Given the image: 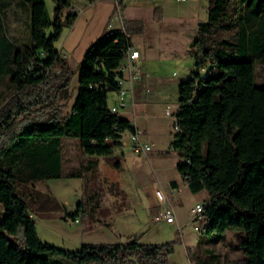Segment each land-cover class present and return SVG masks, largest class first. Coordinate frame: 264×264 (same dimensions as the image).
<instances>
[{
  "label": "trees",
  "instance_id": "trees-1",
  "mask_svg": "<svg viewBox=\"0 0 264 264\" xmlns=\"http://www.w3.org/2000/svg\"><path fill=\"white\" fill-rule=\"evenodd\" d=\"M20 3L28 5L27 44L7 40L0 16V83L17 76L21 81L13 108L0 109V264H167L168 245L132 239L67 252L39 240L19 187L61 178L63 138L78 139L83 155L95 159L85 166L91 168L121 147L125 133L135 132L108 106L109 95L119 89L118 68L132 46L124 26L89 47L79 67L76 99L62 117L57 102L72 71L55 43L78 14L69 12L70 0H52L53 20L43 0ZM196 34L194 72L177 87L171 143L183 159L177 171L191 194H208L199 233L243 232V263L264 264V88L254 83L255 66H264V0H208L207 20L197 25ZM207 67L215 73L203 79L200 72ZM32 107L51 111L15 130L16 120ZM110 164L120 168L118 160ZM83 213L79 204L68 217L75 221Z\"/></svg>",
  "mask_w": 264,
  "mask_h": 264
},
{
  "label": "rangeland",
  "instance_id": "rangeland-1",
  "mask_svg": "<svg viewBox=\"0 0 264 264\" xmlns=\"http://www.w3.org/2000/svg\"><path fill=\"white\" fill-rule=\"evenodd\" d=\"M43 1L53 20L52 0ZM72 2L71 6L76 7V0ZM112 3V0H95L91 7L96 5L97 9L93 10L100 12L99 16L106 12L105 8L98 10L99 5ZM207 8L208 0H185L183 3L175 0H123L120 12L113 10L111 27L122 29L120 21H123L128 29L131 48L141 56L135 66L140 74L133 89V108L120 111L118 116L124 117L132 109L140 123V137L151 150L146 156L135 154L128 141L129 134L125 133L121 147L114 149L110 157L101 158L110 169L103 177L96 172V162L91 168L85 167L87 162L95 159L86 156L83 159L78 139L63 138L61 154L65 167L62 165L61 178L35 181L19 187V194L29 206L42 243L74 252L84 244L116 245L136 239L142 245H168L171 253L167 256V264H244L240 247L245 239L243 232L199 233L198 228L204 225V221L196 222L191 211L197 205L202 207L208 194L205 191L191 194L187 190L177 171L183 159L179 151L171 148L178 109L177 87L190 79L194 72L196 29L199 23L206 22ZM78 13L81 16L85 9ZM74 29L73 26H64L55 43V49L72 71L69 86L57 102L56 112L62 117L70 112L76 99L79 66L89 41H94L99 35L96 32L89 36V29L83 32L80 25L74 35ZM107 31L112 29L105 33ZM214 73L207 67L200 75L205 79ZM146 75L150 80V93H146L142 86ZM20 83L18 76L0 83V109L12 103L14 95L21 89ZM254 83L258 88H264V66H255ZM115 99L114 94L109 95L108 106H112ZM125 100L129 102L130 98ZM12 108L13 104L7 109ZM50 111L51 108H30L26 115L16 120L15 130L27 122L31 123V119L46 117ZM2 143L0 139V147ZM116 160L121 166L119 169L110 164ZM172 183L178 185V191L171 195ZM262 185L264 187V182ZM154 192L163 193L171 202L174 225L154 221L158 215L152 203L156 202ZM79 204L83 206L84 213L75 223L68 214ZM156 206L161 205L156 203ZM3 216L0 204V219ZM13 242L10 239V243Z\"/></svg>",
  "mask_w": 264,
  "mask_h": 264
},
{
  "label": "crops",
  "instance_id": "crops-1",
  "mask_svg": "<svg viewBox=\"0 0 264 264\" xmlns=\"http://www.w3.org/2000/svg\"><path fill=\"white\" fill-rule=\"evenodd\" d=\"M20 1H22V0H0V10H1L0 16H1L2 24H3L2 30H3V33L5 34V37L7 38V40H9L14 45L27 44L28 39H29L28 5L26 3L22 4V3H20ZM94 2H95V0H76V2L74 3L79 11H81V10L84 11V9H85V13L81 14V16L78 13L77 19L73 23V28H75V29H74L72 34L75 35L74 32H76L75 30L79 27V25H80V27L83 28V32H86V30L89 29V32H90L89 36H91L92 34H95L96 32H97L96 34H99V35H97L98 37H96V39L94 41H89V47L97 39H99L105 33L106 30H111V29L117 30V29H113L111 27L112 12L114 9L117 10L116 5L113 2V0H112V2H113L112 4H109V5L105 4V6H104V4L99 5L98 8H100V9H98V10L102 11L103 10L102 8L106 9V12H101V15H99V16H98V14L100 12H96V10H93V9H97V8H95L96 5L94 6V8L91 7ZM72 3L73 2L71 0V4ZM121 4H122V2L120 3V8H121ZM87 7H89V8H87ZM118 12H120V10ZM120 26L123 29V27H124L123 21H120ZM47 34L49 35V33H47ZM75 38H78V37L76 36ZM89 47H88V49H89ZM59 55H60V53H59ZM140 58H141V56H139V60H140ZM67 66L69 68H71L68 64H67ZM142 86L145 87L146 93H150V80H148L147 75H146L145 83ZM135 87L136 86H134V88ZM138 91H139V89L136 88V92H138ZM116 100H117V98L115 99V101ZM126 102H127V106L125 109H127L128 107L133 108V104H132L131 100H129V102L128 101H126ZM144 112H146V111H144ZM118 118L121 120L128 121L129 124L135 129L136 132H139V133L141 132L140 127H139L140 123L137 120L134 113H132V109H129L125 113L124 117L118 116ZM143 142H145L144 139H143ZM121 145H122V143H121ZM82 157H83V159L85 158L84 155H82ZM64 163H65V160L63 161V165H64ZM95 164L98 167V170H96V172L100 176L104 177L108 172H110L109 166L106 165L101 160V158H98L96 160ZM64 167H65V165H64ZM71 167H73V166H71ZM172 190L178 191V185H177V188H172ZM154 197H155L154 200L156 202L152 201V203L154 205V208L157 211L156 213H158V215H159L161 208L156 206V203H158V201L156 199V196H154ZM170 205H171V202H170ZM157 216L154 217V221H156ZM177 228H180V227L178 226ZM180 231H181V228H180Z\"/></svg>",
  "mask_w": 264,
  "mask_h": 264
},
{
  "label": "built area",
  "instance_id": "built-area-1",
  "mask_svg": "<svg viewBox=\"0 0 264 264\" xmlns=\"http://www.w3.org/2000/svg\"><path fill=\"white\" fill-rule=\"evenodd\" d=\"M177 3H183L185 0H175ZM116 5L117 11L120 10V3L123 0H113ZM71 14H78V9L75 6H71L69 9ZM139 52L133 48H127L125 51V58L123 62L120 64L118 68V72L120 73V77L117 78L118 91L113 93L117 100L114 105L109 106L112 114H119L120 111L124 110L127 106V102L125 100L126 97H129L132 101L133 89L137 79L139 78L140 71L135 68L137 61L139 60ZM18 82H21L18 80ZM167 115H170L167 113ZM174 130H176V123L173 124ZM129 143L131 145V149L135 154H141L146 156V154L151 150L150 147L143 142L140 137L139 132L129 133ZM176 190H171V195L175 193ZM156 199L158 203L161 205V211L156 218V222H164L167 225L175 224V216L172 206L168 198L161 192H155ZM202 207L197 205L192 211L191 214L195 216V221L200 223L202 221L201 217ZM78 223L77 220L74 221ZM178 232H180V228H177Z\"/></svg>",
  "mask_w": 264,
  "mask_h": 264
}]
</instances>
